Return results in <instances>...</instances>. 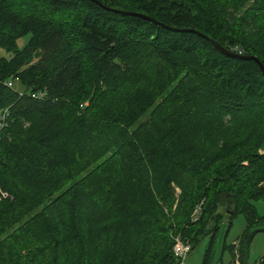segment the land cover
<instances>
[{"label": "trees", "instance_id": "16d2710c", "mask_svg": "<svg viewBox=\"0 0 264 264\" xmlns=\"http://www.w3.org/2000/svg\"><path fill=\"white\" fill-rule=\"evenodd\" d=\"M98 1L159 23L92 0H0V264H175L174 236L212 244L237 213L240 259L264 232V76L164 25L264 66V0Z\"/></svg>", "mask_w": 264, "mask_h": 264}, {"label": "rangeland", "instance_id": "374dc122", "mask_svg": "<svg viewBox=\"0 0 264 264\" xmlns=\"http://www.w3.org/2000/svg\"><path fill=\"white\" fill-rule=\"evenodd\" d=\"M28 37L29 36L20 38L18 40V45L22 46V44L28 39ZM3 52H4L3 50H0V55L3 54ZM86 103L87 101L84 102V104ZM259 151L262 152L261 150ZM67 185H62L56 191H52L49 196H56L58 193L64 190ZM176 191L179 192L177 188ZM0 199H4V198H0ZM254 205L257 213L259 215H263L264 201L262 199H258L254 201ZM198 211L199 209L195 208L193 212V218L197 217ZM225 217L226 214L224 216L222 223L219 225L216 231L214 241L212 244L209 243L210 240V236H209L201 239V241H199L198 244L191 246V249L187 254L186 264H233L234 259H236V254H238L239 252L238 241L242 231L246 226V220L242 213H237L231 219V225L229 226ZM224 243L227 245L233 243L235 245L234 255L227 247L226 248L223 247ZM30 249L19 248V252L22 256H24L28 252H30ZM245 254H247V257L244 258V261L247 259L248 264H253V262H255L262 254H264V232L259 231L255 234L254 238L247 246V250Z\"/></svg>", "mask_w": 264, "mask_h": 264}, {"label": "built area", "instance_id": "2783aa9c", "mask_svg": "<svg viewBox=\"0 0 264 264\" xmlns=\"http://www.w3.org/2000/svg\"><path fill=\"white\" fill-rule=\"evenodd\" d=\"M229 50L237 54H245V50L239 45H235L229 48ZM11 84L12 83L8 82L9 86H11ZM22 94H23L22 92H19V95H22ZM30 96L32 98L42 99L46 96V90L45 89L37 90L35 92L30 93ZM9 116H10L9 106L0 109V138H1L2 132L9 125V120H8ZM7 197H9L8 192L2 191L0 189V198H7ZM173 240L174 242L171 248V253L174 257L175 264H186V258H187L188 252L191 249V243L188 240L183 239L178 235L174 236ZM235 264H237V261L235 262Z\"/></svg>", "mask_w": 264, "mask_h": 264}, {"label": "water", "instance_id": "95a60500", "mask_svg": "<svg viewBox=\"0 0 264 264\" xmlns=\"http://www.w3.org/2000/svg\"><path fill=\"white\" fill-rule=\"evenodd\" d=\"M94 2H96L97 4H99L101 7H103L104 9L108 10V11H112L114 13H119V14H122V15H130V16H137V17H140V18H143V19H147V20H150V21H153V22H156V23H159L157 22L156 20H154L153 18L147 16V15H143L141 13H138V12H132V11H128V10H124V9H120V8H113V7H109V6H106L102 3H100L98 0H92ZM166 28H169V29H172V30H175V31H182V32H193V33H196L202 37H204L205 39H207L209 42H211L214 47L216 49H218L220 52L226 54V55H229V56H232V57H237V58H243V59H250V60H253L257 63L259 69L261 70L263 76H264V66L263 64L260 62V60L258 58H256L255 56L253 55H250V54H237L231 50H229L228 48L220 45L218 42H216L214 39H212L211 37L195 30V29H191V28H172L170 26H167V25H164ZM226 212L229 213V214H233L235 212V208L232 207V209H230V205H228V207L226 208Z\"/></svg>", "mask_w": 264, "mask_h": 264}, {"label": "crops", "instance_id": "0c3cea01", "mask_svg": "<svg viewBox=\"0 0 264 264\" xmlns=\"http://www.w3.org/2000/svg\"><path fill=\"white\" fill-rule=\"evenodd\" d=\"M235 240H236V239H235ZM235 240H234V242H235ZM234 242H233V243H234ZM233 243H232V244H233ZM262 255H264V254H262ZM262 255H261V256H262ZM261 256H260L255 262H253V264L256 263V262L261 258ZM236 257H238V254H236ZM246 257H247V254H246L245 256L241 257V259H238V258L234 259L233 264H235L236 261H237V264H240V263H241V264H248V263H247V259L244 261V258H246ZM234 258H235V257H234Z\"/></svg>", "mask_w": 264, "mask_h": 264}]
</instances>
